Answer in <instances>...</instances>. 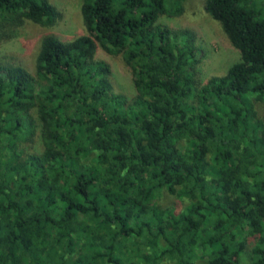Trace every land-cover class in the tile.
Listing matches in <instances>:
<instances>
[{
	"label": "trees",
	"instance_id": "1",
	"mask_svg": "<svg viewBox=\"0 0 264 264\" xmlns=\"http://www.w3.org/2000/svg\"><path fill=\"white\" fill-rule=\"evenodd\" d=\"M184 1L81 0L84 35L0 62V264H264V0H205L239 58L204 84L193 31L160 22ZM60 18L0 0V44Z\"/></svg>",
	"mask_w": 264,
	"mask_h": 264
},
{
	"label": "rangeland",
	"instance_id": "2",
	"mask_svg": "<svg viewBox=\"0 0 264 264\" xmlns=\"http://www.w3.org/2000/svg\"><path fill=\"white\" fill-rule=\"evenodd\" d=\"M59 11L61 18L51 28H43L39 25L25 24L12 39L0 44V62L19 64L30 73L34 71V61L42 37L53 34L63 41H69L75 37L84 35V28L80 16L81 0H49ZM205 0H185L184 12L175 18L161 17L160 22L177 29H189L193 31L196 43L202 50V58L196 66L197 80L204 84L214 76L226 73L231 64L239 58L227 37L223 33L219 23L214 21L205 11ZM264 17V11L261 15ZM96 59L104 60L111 66L112 83L115 92L125 95L127 98L134 96L131 74L123 64L120 56H112L98 49ZM35 152L40 150V140L35 137ZM166 206L180 207L181 203L175 197L164 195L161 200ZM196 264H205L196 261ZM241 264H250L247 256H243Z\"/></svg>",
	"mask_w": 264,
	"mask_h": 264
}]
</instances>
